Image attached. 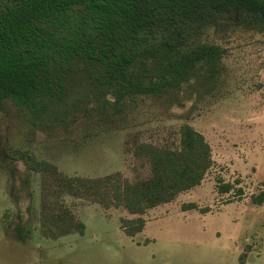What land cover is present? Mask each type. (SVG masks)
<instances>
[{
  "label": "rangeland",
  "instance_id": "374dc122",
  "mask_svg": "<svg viewBox=\"0 0 264 264\" xmlns=\"http://www.w3.org/2000/svg\"><path fill=\"white\" fill-rule=\"evenodd\" d=\"M201 40L225 50L209 93L192 80L169 97L127 100L120 115L89 104L88 114L44 131L10 102L0 107V264H264V199L252 201L264 198V32L213 27ZM185 124L209 144L213 165L199 185L140 215L143 230L127 236L122 220L138 215L111 203L110 184L148 179L142 146H177ZM25 154L47 170H31ZM65 180L97 185L74 196ZM190 203L197 209H183ZM67 217L70 232L53 237V220Z\"/></svg>",
  "mask_w": 264,
  "mask_h": 264
},
{
  "label": "trees",
  "instance_id": "16d2710c",
  "mask_svg": "<svg viewBox=\"0 0 264 264\" xmlns=\"http://www.w3.org/2000/svg\"><path fill=\"white\" fill-rule=\"evenodd\" d=\"M224 26L264 32V0H0V107L10 102L30 129L44 131L88 114L89 104L120 115L127 100L169 97L192 80L209 93L220 82L225 50L201 38ZM141 152L151 176L110 184L111 203L138 215L122 220L129 237L143 230L140 215L199 185L213 165L209 144L187 124L177 146ZM25 155L31 170H47ZM96 185L63 181L74 196L89 195ZM72 227L70 217L54 219L50 233L67 235ZM76 228L82 232L84 225ZM15 232L20 240L27 234L20 225Z\"/></svg>",
  "mask_w": 264,
  "mask_h": 264
}]
</instances>
